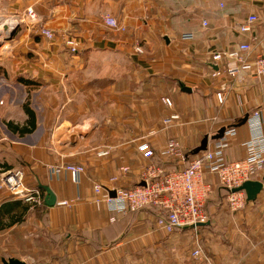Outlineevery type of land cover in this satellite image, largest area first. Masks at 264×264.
I'll return each mask as SVG.
<instances>
[{"label":"crops","instance_id":"0c3cea01","mask_svg":"<svg viewBox=\"0 0 264 264\" xmlns=\"http://www.w3.org/2000/svg\"><path fill=\"white\" fill-rule=\"evenodd\" d=\"M17 1L15 9L25 15L32 8L39 23L26 24L0 48V169H21L27 186L43 190L44 198L47 191L42 186H49L57 204L29 205L22 221L0 228V264L3 258L28 264H264V189L255 201L233 211L227 204L228 191L216 177H209L214 190L206 205L207 223L173 233L159 228V208L115 214L97 202L101 195L95 192L98 183L127 189L140 184L148 164L137 150L141 140L158 154L169 141H177L186 157L156 156L173 171L187 166L230 126L237 134L226 158L245 157L244 144L254 130L248 121L237 125L257 109L264 121V77L248 67L237 78H216L218 66L212 55L246 41L235 27L250 15L258 17L253 55L262 51L264 0ZM106 14L125 31L107 26ZM42 28L53 31L54 38L43 36ZM68 39L75 42V52L67 46ZM86 68L100 73L97 86L86 87L89 82L82 74ZM71 85L79 87L74 89L77 104L89 105L69 104ZM118 85L122 89L115 96ZM1 86H6L5 92ZM114 97L119 98L116 103ZM164 97L171 99V106L164 104ZM25 104L35 112L36 128L21 133L31 126ZM104 107L105 125L94 130L107 135L104 142L91 138L67 151L53 141H42L54 118L98 117ZM172 115L178 118L165 124ZM113 118L118 119L116 125ZM37 128L41 141L35 142ZM204 141L205 148L196 152ZM107 148L110 155L98 154ZM61 163L83 165L81 183L66 169L53 176L51 166ZM125 165L128 173L122 171ZM115 176L117 183L111 181ZM254 180L264 182V173ZM19 200L0 189V209L12 204L5 215L2 212L3 222L22 213L25 202ZM64 201L70 204L63 205ZM195 237L200 239L201 255L193 254Z\"/></svg>","mask_w":264,"mask_h":264},{"label":"built area","instance_id":"2783aa9c","mask_svg":"<svg viewBox=\"0 0 264 264\" xmlns=\"http://www.w3.org/2000/svg\"><path fill=\"white\" fill-rule=\"evenodd\" d=\"M15 17L16 24L14 27L25 19L37 21L38 14L29 8L25 15H15ZM257 20L256 15H250L244 23L235 27L238 33L246 37L244 43L212 55L213 63H217L218 66V69L213 73L214 77L237 78L248 67L255 76L264 77V48L260 53L253 55V30ZM104 21L112 29L125 31V27L110 14L104 16ZM203 26L209 27L208 21H204ZM40 33L48 39L54 38V33L50 29L42 28ZM66 43L71 51H76L75 42L72 39H68ZM138 50L140 51V49ZM230 62L231 64L227 65ZM220 64H222L221 67ZM217 97L219 101L223 102L221 92L218 93ZM163 102L168 106L172 105L169 97H164ZM176 118L178 116L172 115L166 118L164 123L168 125ZM247 121L254 130L253 135L244 144L245 157L235 161H228L226 158V149L237 134L236 128L230 126L224 128V134L210 143L207 150L191 159L187 166L173 171H166L162 168L156 161V156L165 159L170 157L183 159L186 157L177 141H169L167 147L159 154L155 152L148 141H139L136 145L137 150L148 161L142 173L140 184L127 189L118 187V185L111 186L98 183L95 186V192L101 197L97 198V202H104L109 210L115 214L138 210L146 206L157 207L162 213L157 224L160 229L167 233L186 228L196 229L197 224H205L208 221L206 205L214 190V182L209 177H216L222 187L228 191L227 204L231 210L239 211L245 206L247 196L245 191L234 192L233 189L242 186L248 180L254 179L260 173H264L262 110L253 111ZM110 153L111 150L108 148L98 152L100 156H108ZM63 169L71 172L77 184L81 183L82 177L86 173V168L83 165L61 163L51 166L53 176H58ZM129 170L128 165L122 167L124 173H128ZM4 172V184L0 188L6 189L14 198L33 207L44 204L45 198L42 191L39 188L27 186L22 170L10 169ZM111 181L119 182L117 176L111 178ZM142 182L145 184H141ZM103 192L106 193L105 197ZM109 192H115V196H111ZM62 204L68 205L70 202L64 201ZM112 219L114 220V218ZM194 242L196 245L193 254L201 255L203 250L200 239L195 237Z\"/></svg>","mask_w":264,"mask_h":264},{"label":"rangeland","instance_id":"374dc122","mask_svg":"<svg viewBox=\"0 0 264 264\" xmlns=\"http://www.w3.org/2000/svg\"><path fill=\"white\" fill-rule=\"evenodd\" d=\"M18 4L17 0H0V27L1 24L5 21L8 20H15V15H20L22 16V11H20L19 9H15V6ZM15 17V18H14ZM30 21V20H29ZM27 21V19H25L23 22L19 23L16 25L17 28H15V32L21 30L26 24H37L39 23V16L37 21ZM3 30H5V26L2 27ZM12 30L9 31L8 34L4 35V32H0V48L10 44V42L14 39L15 37V32L12 36V38L8 39V37H10V33ZM41 32V30H40ZM83 73V79L85 82H89L87 83L86 87H90L91 85L97 86L96 84L98 83V81H96L97 79H99V72H96L95 69H90V68H86L85 70L82 71ZM115 71H113L114 73ZM103 80H105V78H103ZM96 81V82H95ZM2 87V91L1 92H5L6 90V86H1ZM106 87V85H105ZM70 89V87H69ZM77 91V89H79V87L75 88L74 85H71V94L73 95V97L70 98L71 102L69 104H73V102L76 100L75 97H77L78 95L75 96V91ZM111 89V86L108 85L107 88L105 89V94L109 95L111 94L109 91ZM121 85L115 86L114 90H113V95L117 96L120 94V90H121ZM104 91V90H103ZM102 92V91H101ZM100 92V94H101ZM69 93V92H67ZM77 94V93H76ZM115 98V103H116V99H119L117 97ZM73 101V102H72ZM90 102H79L78 104H87L89 105ZM114 103V104H115ZM75 104H77V102L75 101ZM77 104V105H78ZM95 104V103H93ZM101 104V103H98ZM35 105V104H33ZM31 106V104H30ZM107 109L104 107L103 109L99 110L101 111L102 115L98 114V117H86V118H77V117H73L72 115H65V116H61L54 118L53 124L51 126V128L46 129V132L44 134V138L42 141H44L45 139H48V141H53L55 143V145H57L58 147H60L61 149H66L67 151L70 149V140L72 138L73 135L77 136V142H87L90 141L91 138H93L94 140L97 139V141H105L106 140V136L105 134H103V132L101 133H94V130L96 129L97 126H104L105 125V118L103 117V114H105V111ZM101 116V117H100ZM118 119L117 118H113V122H117ZM116 125V123H115ZM37 130L36 129V133H34L33 137H35V142L41 141V135L38 134L37 135ZM90 143H87L86 148H89ZM85 147V146H84ZM21 170V169H20ZM4 169H0V186H2L4 184ZM0 189H4V188H0ZM6 190V189H5ZM166 232V231H165ZM194 244V241H193ZM173 252V250H172Z\"/></svg>","mask_w":264,"mask_h":264},{"label":"water","instance_id":"95a60500","mask_svg":"<svg viewBox=\"0 0 264 264\" xmlns=\"http://www.w3.org/2000/svg\"><path fill=\"white\" fill-rule=\"evenodd\" d=\"M15 28L14 27L10 33V37H8V39L12 38L14 32H15ZM5 30H7V26H5ZM184 90L186 91H191V89H187L184 88ZM249 114H246L238 123L237 126H241L244 125L247 120H248ZM225 132V129H222L215 137L214 139L220 138ZM77 142V136L73 135L71 140H70V145L73 146L75 145V143ZM205 144L206 141H204V145L202 146V148H199L196 152H199L201 150H203L205 148ZM141 184H145L144 182H142ZM42 188H44L47 191V195L46 198L44 200L45 205L49 206V207H53L57 204V197L55 195V193L53 192V190L47 186V185H43ZM264 189V182L263 181H259V180H248L246 181L242 186L233 189L234 192L237 191H245L246 196H247V201H255L258 198V195L263 191ZM111 196H115V192H111L110 193ZM198 226L203 225L202 223L197 224ZM3 264H28L25 260L23 259H17V258H3L2 259Z\"/></svg>","mask_w":264,"mask_h":264},{"label":"trees","instance_id":"16d2710c","mask_svg":"<svg viewBox=\"0 0 264 264\" xmlns=\"http://www.w3.org/2000/svg\"><path fill=\"white\" fill-rule=\"evenodd\" d=\"M24 107H25L26 111H28V113L31 116V118H30V124H31V126H30V128H27V129L26 128H22L20 130L21 133L31 132L33 129L36 128V121H35L36 116H35L34 110L30 106V104H25ZM158 163L166 171H171V170L167 169V167L165 166V163L164 162H162V163L161 162H158ZM41 191H42V193L44 195L43 190H41ZM19 201H21V200H19ZM19 201H16V202H19ZM29 205L30 204H28V203H24V206H23L24 209H22V213L20 215H18L17 217L9 216V221H7V222H3V220H4V216L3 215H5L4 214V210H6L7 208H10L12 206V204L9 203V205L7 204V206L5 208H1L2 210L0 209V228H5V227H8V226L12 225L15 222L22 221V217H23L22 214L25 213V211L30 207ZM2 212H3V215H2Z\"/></svg>","mask_w":264,"mask_h":264},{"label":"bare ground","instance_id":"6f19581e","mask_svg":"<svg viewBox=\"0 0 264 264\" xmlns=\"http://www.w3.org/2000/svg\"><path fill=\"white\" fill-rule=\"evenodd\" d=\"M15 24H16V22L14 20L5 21L4 25H3V23L1 24L0 32H4V35L8 34L9 31L15 26ZM3 26H7V30H3V28H2Z\"/></svg>","mask_w":264,"mask_h":264}]
</instances>
